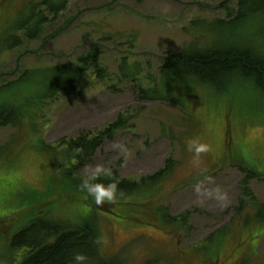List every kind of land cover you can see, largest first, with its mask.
Returning a JSON list of instances; mask_svg holds the SVG:
<instances>
[{
    "label": "rangeland",
    "instance_id": "374dc122",
    "mask_svg": "<svg viewBox=\"0 0 264 264\" xmlns=\"http://www.w3.org/2000/svg\"><path fill=\"white\" fill-rule=\"evenodd\" d=\"M40 1L0 0V74L11 71L20 54L18 73L68 62L95 50L111 78L107 83H86L80 93L66 95L50 105L47 117L37 121V132L29 128H0V146L23 138L12 144L19 154L17 162L0 165V264H20L22 259V249L12 251L8 247L18 211V195L33 190L46 192L55 172L53 160L34 147L38 138L54 144L63 137L98 131L121 112L134 114L136 127L119 132L108 141L90 165L103 164L117 170L121 177L138 178L159 171L172 154L178 166L161 194H156L157 199L165 197L162 201H168L172 216L190 211L191 221L188 230L163 226L153 215V205L140 196L134 197L117 212L99 214L98 228L105 256L116 257L125 264H264V240L258 246L264 228L254 223L253 207L246 210L249 219H239L217 233L214 241L206 243L211 234L231 221L233 208L243 195L240 181L244 175L229 165L241 161L264 174V98L259 99L255 90L244 84L234 86L231 91L235 96L231 98L197 88L191 91L185 111L167 102L140 100L133 81L119 82L123 57H128L129 62L140 61L145 70L153 73L165 51H179L195 40L198 27L204 35L203 44H209L217 36L221 41L213 47L239 43L236 34L225 29L219 34L211 30L203 33L202 23L197 22V19L225 18L238 0H53L52 5L58 10L45 12L46 24L37 33L40 38H29L25 36L29 29L24 31L22 27L28 24L32 30L33 5ZM66 19L70 22H65ZM66 23L69 26L63 28ZM62 28L65 30L60 35L47 40ZM12 31L22 37L21 43L16 38L15 48L5 50L6 45L14 43L8 39ZM140 83L144 85L145 81ZM193 137H201L212 146V152L203 157L200 167L214 172V183L207 187L219 185L228 193L224 205L215 200L198 202L193 185L179 188L198 174L186 149V141ZM114 142L127 150L126 166H122L124 155L113 148ZM81 173L85 175L84 169ZM251 188L264 202V180H253ZM66 200L59 205L64 220L69 219L71 206L78 211L75 200ZM4 216L5 219L1 218ZM9 226L7 235L3 234V229ZM217 248L221 250L216 255Z\"/></svg>",
    "mask_w": 264,
    "mask_h": 264
},
{
    "label": "trees",
    "instance_id": "16d2710c",
    "mask_svg": "<svg viewBox=\"0 0 264 264\" xmlns=\"http://www.w3.org/2000/svg\"><path fill=\"white\" fill-rule=\"evenodd\" d=\"M52 1L41 0L33 5V27L32 30L28 24L22 27V30L30 31L25 36L40 38L37 33L41 31L42 24H46L45 12L58 10L53 7ZM65 22L69 23L70 20L66 19ZM197 22L202 23L200 29L203 33L211 30L219 34L225 29L236 34L240 42H228L229 46L223 48L213 47L221 41L217 36L209 44H203L201 39L204 35L199 32L198 27L196 35L194 34L195 40L179 51H165L160 65L153 73L145 70L140 61L129 62L128 57H123L119 65V82L133 81L140 100L167 102L185 111H188L191 91L197 88H206L216 96L231 98L235 96L231 91L234 86L244 84L254 89L253 92L259 99L264 98V0H238L235 9L227 12L225 18L212 21L197 19ZM67 26L69 25L66 23L63 28ZM63 28L54 31L47 40L60 35L65 30ZM8 36L14 43H9L4 49L12 51L15 39H19L18 43H21L22 37L16 36L14 31ZM19 58H22V54L17 57L16 65L11 71L0 74V128H29L32 132H37V121L47 117L50 105L61 97L80 93L86 83H107L111 78L95 50H88L68 62L28 68L18 73ZM8 75L13 78L6 79L5 76ZM142 80L145 81L144 85L140 83ZM135 127V115L121 112L98 131H84L63 137L54 144L38 138L34 147L53 160L55 172L49 179L46 192L33 190L18 195V211L14 213L12 229L9 226L2 231L7 235L5 231L11 229L10 250H23L20 264H74L73 257L77 252L88 257L87 264H125L116 257L105 256L101 242L96 243L102 239L98 228L99 214L117 212L120 206L129 204L137 196L153 205V215L163 226L188 230L191 212L172 216L168 201H162L165 197H161L160 202L156 195L165 187L166 181L178 166V161L172 154L154 174L128 178L121 177L114 169V177L123 191L115 204L105 202L103 207H98L91 197L80 191L79 185L84 177L81 172L85 165L93 163L98 151L119 132L132 131ZM22 139L18 137L15 141H8L0 146V165L11 166L17 162L19 154L16 152L17 148L13 149V145ZM229 167H235L243 173L240 181L243 195L239 199V205L233 208L231 221L211 234L206 243L214 241L217 233L225 231L239 219H249L246 216L248 207L255 208L254 223L264 228V202L258 199L251 188V182L256 179L264 180V174L254 171L253 167L246 166L241 161H235ZM206 175L212 177L214 172H206ZM200 179L203 176L197 174L179 188L187 189ZM99 182L107 184L109 180L101 178ZM69 198L75 200V209L78 211L71 206L69 219L64 220L60 217L59 207L68 202L66 199ZM1 218L5 219L6 216ZM260 237L258 246L264 240V234ZM218 239L223 241V238ZM258 246L254 248V253H257ZM220 250L221 248L216 249V255ZM10 257L13 258L12 253Z\"/></svg>",
    "mask_w": 264,
    "mask_h": 264
},
{
    "label": "clouds",
    "instance_id": "9594fccd",
    "mask_svg": "<svg viewBox=\"0 0 264 264\" xmlns=\"http://www.w3.org/2000/svg\"><path fill=\"white\" fill-rule=\"evenodd\" d=\"M167 11V9H165ZM113 148L121 150V155H124V162L122 166L127 165L126 149L119 143L114 142ZM186 149L191 154V163L194 168L198 170V174L203 176V179L197 180L193 184V192L198 202L204 200H215L218 204L224 205L229 199L228 193L216 185L215 187H207L208 184L214 183L213 177L206 175L207 169L201 168L203 157L212 152V146L202 140L201 137L189 138L186 141ZM85 175L79 185L80 191L85 192L87 196L91 197L93 202L98 207H103L105 202L108 204H115L119 196L123 195V191L114 177L113 170L110 167H105L103 164L85 165ZM101 178H106L109 183L105 184L99 182ZM101 241L97 240L96 243ZM74 264H87L88 257L82 253H75Z\"/></svg>",
    "mask_w": 264,
    "mask_h": 264
}]
</instances>
